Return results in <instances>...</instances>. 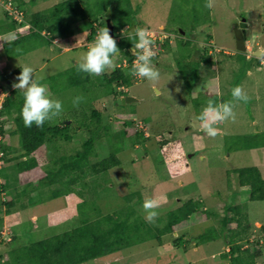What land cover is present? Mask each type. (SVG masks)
<instances>
[{
    "label": "rangeland",
    "instance_id": "1",
    "mask_svg": "<svg viewBox=\"0 0 264 264\" xmlns=\"http://www.w3.org/2000/svg\"><path fill=\"white\" fill-rule=\"evenodd\" d=\"M2 1L0 25L5 21ZM37 1L30 7L31 11L43 10L57 2ZM95 1L89 0V4ZM128 3L135 27L130 26L127 32L137 27L148 28L153 34L163 32L153 58L161 77L155 87L144 79H132L124 86L123 93L114 84L118 94L135 99L123 104L118 112L115 102L103 93L110 84L98 83L100 75L92 76L94 83L83 87L60 89L80 53L90 44H82L89 21L75 23L71 26V39H63L57 45L43 44L41 38L34 37L3 49L2 43L13 39L14 33H0V90L5 95L10 89H3L2 84L5 81L10 84V77L17 82L14 72L29 65L34 68V77L42 78L40 82L47 87L48 95L62 102L63 112L53 120L67 116L66 112L72 109H79V113L89 102L101 109L102 105L112 106L103 109L111 124L109 132L123 129L126 134L117 137L108 132L94 142L98 159L108 156L114 146L119 148L120 165L98 178V184L103 186L97 203L103 213L133 204L145 217L143 200L152 197L160 204L156 219L164 220L168 211L184 201H202L199 212L175 225L174 231L163 235L160 242L149 238L87 264H231L227 256H222L229 249L224 238H200L209 227H218L226 205L240 206L244 214L242 223L247 227L238 243L250 252L258 251L254 264H264V200H249L246 187L237 184L232 171L256 166L264 178V148H237L241 136L264 133V0H215L212 9L204 6L206 0H128ZM241 14L247 23L243 32L244 52L237 51L234 36ZM26 27L17 30L26 32ZM179 40L190 42L185 45ZM256 50L258 55H254ZM112 60L113 67L105 72L112 71L122 57L118 54ZM180 70L191 74V79L188 81ZM58 73L60 79L51 83L50 78ZM238 85L250 99L236 104L234 122L218 125L217 136L208 137L196 117L209 99L217 103L231 100V89ZM50 86L59 90L51 93ZM77 96H83L84 100L74 107L73 99ZM14 127L12 121H4V140L18 149V136L9 134ZM135 131L144 142L137 141ZM85 137L84 130H77L73 140L59 151L52 143H46L45 151L35 156L38 165L27 172L16 170V160L4 164L0 161V239L3 241L0 252L8 245L45 238L75 225L76 204L81 198L68 194L48 199L55 187L39 180L44 175L42 165L46 159L59 153L71 154ZM11 154L10 157L21 159L19 150ZM11 199L15 204L8 208L5 203ZM25 202L29 204L19 210L20 203ZM207 210L213 214L204 213ZM230 225L234 230L239 229L233 222Z\"/></svg>",
    "mask_w": 264,
    "mask_h": 264
},
{
    "label": "trees",
    "instance_id": "2",
    "mask_svg": "<svg viewBox=\"0 0 264 264\" xmlns=\"http://www.w3.org/2000/svg\"><path fill=\"white\" fill-rule=\"evenodd\" d=\"M10 1L16 9L22 12V17L19 20L13 18L1 5L6 22L4 21L0 25V33H14L13 39L2 43L3 49H9L21 43L22 40L34 37L41 38L43 44H52L51 40L56 37L60 40L68 39L73 35L71 26L84 20L89 21L85 42H90L93 41L98 29L107 26L106 20L108 19L113 26L114 37L119 36L118 40L114 38L119 49L118 54L126 58L128 65L126 69L115 66L112 71L104 72L100 75L98 83L102 86L110 84V87L107 86L108 88L104 89L103 93L115 102V112L122 111L123 105L117 103L116 99L119 94L114 90L113 85L127 86L132 81L130 70L135 57L131 51L133 44L129 40L130 32L126 34L120 32L122 29L127 30L130 26H134L133 19L130 18L132 10L128 0H96L94 4H89V0H57L50 7L38 11L30 10V7L38 2L37 0ZM21 26H27L26 32L21 33L17 30ZM179 41L185 45L190 42L189 40ZM71 71L68 77L65 72L62 73L64 76L66 75L67 81L60 89L83 87L86 83H94L91 75L77 71L75 65ZM20 72L21 68L14 72V79ZM180 72L187 77L188 81L191 79V74L184 73L183 70ZM60 75L61 73L52 76L49 81L51 83L57 81L60 79ZM8 80H10V84L5 81L2 85L3 89L8 88L10 92L4 97L0 107V151L2 152L0 161L3 164L13 159L17 161L15 167L19 173L27 172L38 165L35 156L45 151L46 143H52L57 148L56 151H59L60 147H65L73 140L77 130H84L86 137L81 140L78 148L71 154L59 155V153L55 154L56 156H51V159H46L42 165L44 175L39 180L40 183L43 181L55 187L48 199L68 194H74L81 198L76 204L78 219L75 225L45 238L6 246L0 252V264H87L145 242L149 238L160 242L163 235L174 231L175 225L187 221L194 213L199 212L202 201L188 199L168 211L164 220L159 218L154 223L147 222L139 212L140 209L133 204L103 213L97 203L101 197L100 190L103 186L101 183L98 184V178L106 176L111 169L120 165V159L117 156L119 148L114 146L108 156L98 159L94 142L107 136L111 130L109 117L103 109H111L112 106L102 105L103 109H101L89 102V105L80 108L82 110L79 113V109H72L68 114L65 111L67 116L61 117L59 120L46 121L42 128H38L34 124L31 127H25L20 116L23 96L20 90L12 87L13 83L18 81H14L11 77ZM49 89L51 93H56L59 90H54L52 86ZM6 120L12 121L15 125L9 134L18 136V149L10 146L4 140L6 131L4 121ZM124 125L127 126V123L124 122ZM109 133L111 134V132ZM125 134L126 132L121 129L111 135L122 137ZM135 134L138 142H144L139 132L135 131ZM240 138L237 148H264V133L262 132L253 136L243 135ZM13 150H19L21 159H16L15 156L10 157ZM24 157L31 158L23 159ZM232 171L236 174L237 184L246 187L249 200H264V178L258 167H241ZM2 188H5L4 184H2ZM26 202L25 204L20 203L19 210L29 204ZM35 203L37 201H34ZM5 204L9 208L15 202L11 199ZM229 212H233L235 216L229 215ZM204 213L213 214L210 210L204 211ZM242 216L244 214L241 213L240 206L226 205L223 209V216L219 218L218 227H209L200 235V238L205 240L216 237L224 238L229 249L222 253V256H227L231 264L237 262L254 264V258L258 255V251L250 252L248 248H242V244L238 243L247 227L242 223L244 221ZM232 222L239 229L231 228ZM179 240L180 238L175 242L177 243ZM0 242H3L2 239Z\"/></svg>",
    "mask_w": 264,
    "mask_h": 264
},
{
    "label": "clouds",
    "instance_id": "3",
    "mask_svg": "<svg viewBox=\"0 0 264 264\" xmlns=\"http://www.w3.org/2000/svg\"><path fill=\"white\" fill-rule=\"evenodd\" d=\"M204 6L208 9L214 8L215 0H206ZM127 31L128 30H125L124 32V29H122L120 32L123 34L129 33ZM150 31L148 28L137 27L128 34L129 40L133 44L131 51L136 58L130 70V75L132 79H137L136 77L144 79L155 87L159 83L161 74L159 69L153 64V58L155 56L153 50L154 40L152 39ZM114 38L118 40L119 36L114 37V35H110L109 28L102 27L98 29L94 35L93 41H84L82 44H90H88L87 49L79 55V60L75 65L77 71L91 76H99L102 75L106 69L112 68V57L116 56L119 52L117 42ZM51 41L53 44H58L55 38ZM123 58L125 57H122V59ZM117 64L118 63L115 64L116 67H118ZM20 68L21 72L16 77L18 83H13L12 85L14 89L20 90L23 96L20 116L25 127H31L34 124L36 127L42 128L46 121L50 122L62 114V102L48 95L47 87L40 82L42 78L37 79L34 77L33 67L24 65ZM122 69L126 68L122 67ZM117 88L123 92L124 90L121 89L125 87L117 86ZM230 94L232 99L229 101L217 103L209 99L206 106L196 117L200 123L201 130L208 137L215 138L217 136L219 130L217 127L218 125L229 120L234 122L236 120V112L234 111L236 104L240 102L247 103L250 99L244 89L239 85L233 87ZM119 96L123 95L119 94ZM83 100V96L75 97L73 99V106L78 107ZM145 183L148 184L150 182L145 181ZM159 207L160 204L155 198L146 197L143 200L142 209L145 213V220L147 222H155L159 215L157 211Z\"/></svg>",
    "mask_w": 264,
    "mask_h": 264
},
{
    "label": "water",
    "instance_id": "4",
    "mask_svg": "<svg viewBox=\"0 0 264 264\" xmlns=\"http://www.w3.org/2000/svg\"><path fill=\"white\" fill-rule=\"evenodd\" d=\"M106 23H107L106 27L109 28L110 35L113 36L114 35L113 26L110 24L108 19L106 20ZM246 26H247V23L245 22L244 15L241 14L239 25L234 29L235 46H236L237 51H240V52H244L246 50V45L244 42V35H243L244 29ZM258 54H259V50L254 51V55H258ZM116 100H117L118 104L123 105V104H126L128 102H132L135 99L129 95H123V96L117 97ZM143 145L144 144H142V146Z\"/></svg>",
    "mask_w": 264,
    "mask_h": 264
},
{
    "label": "built area",
    "instance_id": "5",
    "mask_svg": "<svg viewBox=\"0 0 264 264\" xmlns=\"http://www.w3.org/2000/svg\"><path fill=\"white\" fill-rule=\"evenodd\" d=\"M2 6L4 7L5 10L8 11V14L11 15L13 18H15L17 20L21 19L22 12L20 10L16 9L12 5L10 0H6V1L3 0L2 1ZM150 32L152 34V39L154 40L153 50H155L157 45H158L157 44L158 41L160 40V42H161V35H162L163 32H162V30H159L156 34H153L154 31H150ZM135 59L136 58L134 57V59L132 61V65H133V62L135 61ZM127 65H128V63H127L126 58H123L122 61L117 64L118 67H125V68L127 67ZM136 78H138V77H136ZM121 90H124V88H122ZM4 97H5V93H3V91L0 90V107H1V103H2V101L4 99ZM0 139H1V135H0ZM1 155H2V152L0 151V156Z\"/></svg>",
    "mask_w": 264,
    "mask_h": 264
},
{
    "label": "crops",
    "instance_id": "6",
    "mask_svg": "<svg viewBox=\"0 0 264 264\" xmlns=\"http://www.w3.org/2000/svg\"><path fill=\"white\" fill-rule=\"evenodd\" d=\"M161 28H162V26H161ZM55 40H56V42L57 43H60L61 42V40L60 39H58V38H55ZM51 45H56V44H53V42H52V44ZM75 63H77V62H75Z\"/></svg>",
    "mask_w": 264,
    "mask_h": 264
}]
</instances>
